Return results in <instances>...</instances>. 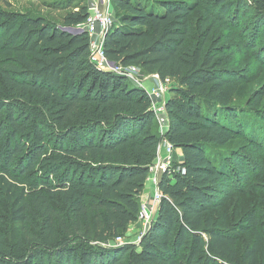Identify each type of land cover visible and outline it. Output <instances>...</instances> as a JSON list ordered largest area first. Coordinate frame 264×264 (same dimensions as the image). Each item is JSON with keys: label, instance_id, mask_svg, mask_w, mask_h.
<instances>
[{"label": "trees", "instance_id": "1", "mask_svg": "<svg viewBox=\"0 0 264 264\" xmlns=\"http://www.w3.org/2000/svg\"><path fill=\"white\" fill-rule=\"evenodd\" d=\"M110 4L106 57L177 83L165 103L168 129L156 130L143 88L90 63L86 36L57 28L84 22L87 5L60 23L0 10L2 53L14 56L0 61V174L22 230L13 243L0 231V264H180L182 251L187 264H256L258 243L239 263L236 231L212 215L232 179L213 151L232 141L236 123L216 35L232 36L225 16L245 2L213 0L195 31L184 0ZM163 138L184 161L160 174L161 200L139 244H115L137 222Z\"/></svg>", "mask_w": 264, "mask_h": 264}, {"label": "rangeland", "instance_id": "2", "mask_svg": "<svg viewBox=\"0 0 264 264\" xmlns=\"http://www.w3.org/2000/svg\"><path fill=\"white\" fill-rule=\"evenodd\" d=\"M184 1L194 7L192 25L195 31L201 18V9L213 3V0ZM243 1L246 5L244 9L239 12L232 9L225 16L232 36L226 38L231 35L227 30H218L216 35V43L223 59L224 74L232 82L228 108L232 110L236 123L235 127L233 126L232 141L216 150L217 152L213 151L220 160H226L232 179L227 191L219 198L221 200L219 209L214 210L212 215L223 227L236 231V253L239 263L244 251L253 242H257L256 264H264V18L263 14L258 15V12L264 13V0ZM80 5L88 7V0H0V10L3 12L22 13L32 17L41 16L46 21L54 23L62 22L65 15ZM2 50L0 44V61L14 58L13 55L3 54ZM139 74L144 75L141 71ZM168 84L170 89L177 86L174 80L169 81ZM163 129L159 126L156 128L157 131ZM234 162L243 166L241 173L236 169ZM41 174L39 170L34 171L26 185L33 183ZM239 175L244 176L239 177ZM5 180L0 174L2 223L0 231L3 232L7 242L13 243L21 236L22 230L10 220V202L5 192L7 186ZM150 184L156 190L151 178ZM23 186L27 191L32 192L30 187ZM155 190L149 204L143 203L141 206L151 209L156 206ZM249 218H252L251 226L247 227L245 222ZM132 226H129L124 236L125 244H135L138 236L147 229L134 232L131 230ZM110 246L116 247L112 243ZM187 256L188 253L182 251L178 256L179 263L187 264Z\"/></svg>", "mask_w": 264, "mask_h": 264}, {"label": "built area", "instance_id": "3", "mask_svg": "<svg viewBox=\"0 0 264 264\" xmlns=\"http://www.w3.org/2000/svg\"><path fill=\"white\" fill-rule=\"evenodd\" d=\"M111 7L110 0H89L88 16L84 22L74 26L58 25L57 28L70 35L86 36L88 38L90 63L100 71L123 76L130 80L134 85L143 88L151 99L152 111L155 115L157 125L168 129L165 103L167 100V94L170 90L168 84L170 80L167 79L165 82H162L158 75L144 77L139 74L140 70L137 67H122L116 62L108 59L104 54L103 39L105 33L115 22L114 13L112 12ZM150 79L154 83L149 89H146L144 83ZM161 134L163 135L164 133L161 132ZM174 151L175 149L173 146L165 138L160 141L157 147V158L154 166L150 169V178L156 187L154 192V202L156 206L152 209L146 206H141L136 223L140 224L142 229H146L149 226L156 214L161 200V194L158 189L160 174L167 170L171 171V159ZM162 153H165L167 158L161 159ZM176 171H179V168H177ZM143 233L138 236L135 245L139 244ZM123 239L124 237L117 238L114 243L118 245L125 244Z\"/></svg>", "mask_w": 264, "mask_h": 264}, {"label": "crops", "instance_id": "4", "mask_svg": "<svg viewBox=\"0 0 264 264\" xmlns=\"http://www.w3.org/2000/svg\"><path fill=\"white\" fill-rule=\"evenodd\" d=\"M88 1H89V0H88ZM111 8H112V7H111ZM111 10H112V12L114 13L113 8H112ZM153 83H154V82L151 81V79H150V80H147V81L144 83V86L146 85V86H145L146 88H147V87H151ZM166 131H167V128H164V129H163L162 131H160V132L165 133ZM164 158H167V157H166L165 153H162V155H161V159H164ZM172 161H173V162H176L178 165H181V164L183 163L184 158H183L182 151H181L180 149H175V151H174V156H173V158H172ZM154 190H155V188L150 184V174H149L148 179H147V181H146V183H145V187H144L143 193H142V195H141V197H140V202H141V204H143V203H147V205L149 204L150 198L152 197V194H153V191H154ZM141 229H142V228H141V225L138 224V223H135V224H133L131 230L134 231V232H139Z\"/></svg>", "mask_w": 264, "mask_h": 264}, {"label": "water", "instance_id": "5", "mask_svg": "<svg viewBox=\"0 0 264 264\" xmlns=\"http://www.w3.org/2000/svg\"><path fill=\"white\" fill-rule=\"evenodd\" d=\"M158 209V208H157ZM157 212V211H156Z\"/></svg>", "mask_w": 264, "mask_h": 264}]
</instances>
